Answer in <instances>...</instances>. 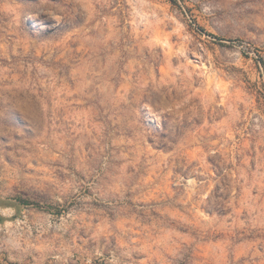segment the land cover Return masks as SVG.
Here are the masks:
<instances>
[{
  "label": "rangeland",
  "instance_id": "1",
  "mask_svg": "<svg viewBox=\"0 0 264 264\" xmlns=\"http://www.w3.org/2000/svg\"><path fill=\"white\" fill-rule=\"evenodd\" d=\"M0 215V264H264V0H0Z\"/></svg>",
  "mask_w": 264,
  "mask_h": 264
},
{
  "label": "trees",
  "instance_id": "2",
  "mask_svg": "<svg viewBox=\"0 0 264 264\" xmlns=\"http://www.w3.org/2000/svg\"><path fill=\"white\" fill-rule=\"evenodd\" d=\"M4 222V218L0 215V224Z\"/></svg>",
  "mask_w": 264,
  "mask_h": 264
},
{
  "label": "bare ground",
  "instance_id": "3",
  "mask_svg": "<svg viewBox=\"0 0 264 264\" xmlns=\"http://www.w3.org/2000/svg\"><path fill=\"white\" fill-rule=\"evenodd\" d=\"M28 16H29V15H28ZM32 18H33V17H32ZM32 18H31V19H32Z\"/></svg>",
  "mask_w": 264,
  "mask_h": 264
}]
</instances>
